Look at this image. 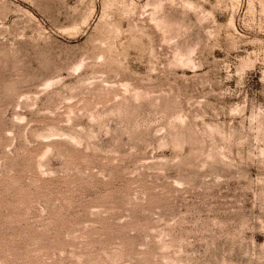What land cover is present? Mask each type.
<instances>
[{
    "label": "rangeland",
    "instance_id": "374dc122",
    "mask_svg": "<svg viewBox=\"0 0 264 264\" xmlns=\"http://www.w3.org/2000/svg\"><path fill=\"white\" fill-rule=\"evenodd\" d=\"M0 264H264V0H0Z\"/></svg>",
    "mask_w": 264,
    "mask_h": 264
}]
</instances>
